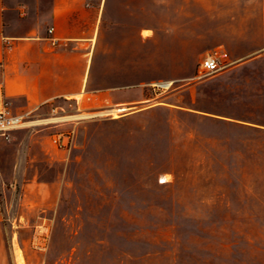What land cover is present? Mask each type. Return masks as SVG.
I'll list each match as a JSON object with an SVG mask.
<instances>
[{
    "label": "rangeland",
    "instance_id": "374dc122",
    "mask_svg": "<svg viewBox=\"0 0 264 264\" xmlns=\"http://www.w3.org/2000/svg\"><path fill=\"white\" fill-rule=\"evenodd\" d=\"M218 53L222 64L231 62ZM251 74L238 116L245 125H222L214 133L200 127L196 135L189 128L186 158L170 159L168 136L154 128L147 135L124 130L115 147L98 142L95 136L117 131L92 124L106 110L80 109L73 100L57 99L16 119L0 135V218L11 264H264V58ZM71 115L76 117L44 121ZM164 117L161 109L145 115ZM80 121L90 124L85 136ZM58 132L73 134L70 148L53 142ZM104 149L118 163L113 174L65 158L67 152ZM184 184L203 186V200L184 188V200L170 201L166 188ZM99 187L123 188L114 198L119 205H98ZM184 201L199 202L184 207Z\"/></svg>",
    "mask_w": 264,
    "mask_h": 264
},
{
    "label": "crops",
    "instance_id": "0c3cea01",
    "mask_svg": "<svg viewBox=\"0 0 264 264\" xmlns=\"http://www.w3.org/2000/svg\"><path fill=\"white\" fill-rule=\"evenodd\" d=\"M218 51L231 62L203 75L202 60ZM263 58L264 0H0V103L22 116L57 99L106 110L92 124L117 130L95 136L113 147L124 130L147 135L154 128L168 136L170 159L186 158L189 128L196 135L200 127L214 133L222 125L244 126L242 98L252 88L253 65ZM158 109L169 117L145 118ZM175 113L195 119L172 118ZM89 125L78 122L79 133L85 136ZM1 146L0 139V155ZM65 158L100 174H113L118 165L105 149ZM184 188L203 200V186L184 184L166 188L170 201L184 200ZM122 189L99 187L94 200L118 206L114 198ZM199 201H184V207ZM0 264H11L1 218Z\"/></svg>",
    "mask_w": 264,
    "mask_h": 264
},
{
    "label": "built area",
    "instance_id": "2783aa9c",
    "mask_svg": "<svg viewBox=\"0 0 264 264\" xmlns=\"http://www.w3.org/2000/svg\"><path fill=\"white\" fill-rule=\"evenodd\" d=\"M53 27L49 29L52 33ZM58 40H52V43L56 45ZM221 55L218 52L207 55L201 62L200 66L203 75H212L219 72L225 65L221 63ZM23 118L22 115H17L13 112L7 101L0 103V135L6 134L8 130L13 128L16 123L15 120ZM53 142L58 148L68 149L73 145L74 136L71 132H58L53 136ZM37 247L43 249V245L37 244Z\"/></svg>",
    "mask_w": 264,
    "mask_h": 264
},
{
    "label": "bare ground",
    "instance_id": "6f19581e",
    "mask_svg": "<svg viewBox=\"0 0 264 264\" xmlns=\"http://www.w3.org/2000/svg\"><path fill=\"white\" fill-rule=\"evenodd\" d=\"M119 109V108H118ZM117 110L115 111H112L114 113V115H117L116 113ZM82 116V115H81ZM83 116H88V114H83ZM73 117H76L75 115H71V116H66V117H63V118H52V119H45L44 121L45 122H48V121H56V120H59V119H67V118H73ZM19 253V252H18ZM17 253V254H18ZM23 263V262H21Z\"/></svg>",
    "mask_w": 264,
    "mask_h": 264
}]
</instances>
